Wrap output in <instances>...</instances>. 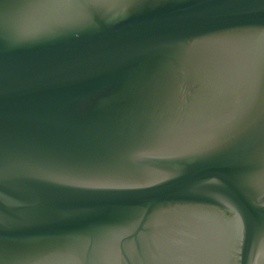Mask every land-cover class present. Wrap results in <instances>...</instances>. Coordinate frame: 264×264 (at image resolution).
Listing matches in <instances>:
<instances>
[{
  "label": "water",
  "instance_id": "water-1",
  "mask_svg": "<svg viewBox=\"0 0 264 264\" xmlns=\"http://www.w3.org/2000/svg\"><path fill=\"white\" fill-rule=\"evenodd\" d=\"M0 264H264V0H0Z\"/></svg>",
  "mask_w": 264,
  "mask_h": 264
}]
</instances>
